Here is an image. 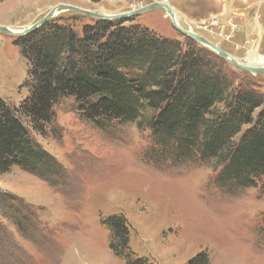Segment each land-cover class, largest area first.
<instances>
[{
  "label": "rangeland",
  "instance_id": "obj_1",
  "mask_svg": "<svg viewBox=\"0 0 264 264\" xmlns=\"http://www.w3.org/2000/svg\"><path fill=\"white\" fill-rule=\"evenodd\" d=\"M153 2L167 3L180 27L244 64L257 56L264 60V0H0V26L28 27L58 4L118 14ZM95 19L61 7L50 20L68 23L80 34ZM124 20L170 38L185 36L164 7ZM18 36L0 31V98L15 107L29 90ZM226 62L264 96V71ZM53 111L46 135L22 121L61 164L54 184L17 166L0 173V264H125L110 250L101 222L118 213L127 218L133 252L155 264H188L199 252L207 254L208 264H264L259 186L232 193L216 181L219 170L202 162L156 164L145 156L148 129L136 122L99 128L79 116L73 97L61 98Z\"/></svg>",
  "mask_w": 264,
  "mask_h": 264
},
{
  "label": "trees",
  "instance_id": "obj_2",
  "mask_svg": "<svg viewBox=\"0 0 264 264\" xmlns=\"http://www.w3.org/2000/svg\"><path fill=\"white\" fill-rule=\"evenodd\" d=\"M124 22L95 19L78 34L68 23L48 20L17 37L29 90L18 107L0 98V173L17 166L54 184L62 166L22 118L46 135L53 106L73 97L79 116L99 128L136 122L148 129L145 156L156 164L202 162L219 170L216 181L230 192L259 186L264 194V96L258 87L189 36L179 40ZM101 222L110 250L125 264H155L131 249L124 215ZM188 264H208L207 254L197 253Z\"/></svg>",
  "mask_w": 264,
  "mask_h": 264
},
{
  "label": "water",
  "instance_id": "obj_3",
  "mask_svg": "<svg viewBox=\"0 0 264 264\" xmlns=\"http://www.w3.org/2000/svg\"><path fill=\"white\" fill-rule=\"evenodd\" d=\"M157 6L164 7L165 10L167 11V13L172 18L173 22H175L174 18H173V11L168 6V4L165 3V2H153V3H150L148 5L143 6L141 8H138V9H135V10H131V11H128V12H124V13H118V14L97 13V12H93V11H90V10L82 9V8H79V7H76V6H72V5L58 4L55 7H53V9H51L44 17H42L38 21H36L33 24H31L30 26H28L22 32H13L10 29L5 28L4 26H0V31L6 32V33H9V34H16V35L26 34L28 32L33 31L34 29L38 28L39 26H41L42 24H44L48 20H50L56 14L57 9H59L61 7L64 8V9H68V10H73V11L79 12V13L84 14V15L91 16V17L96 18V19H115V18L124 19V18L130 17V16L139 15L140 13H142L144 11H147L149 9L155 8ZM175 26H176V28L179 31L182 32L183 35L189 36V37L195 39L196 41L200 42L202 45H204L205 47L211 49L212 51L217 53L220 57H222L223 59L227 60L233 66H235V67H237V68H239L241 70L249 71V72H252V73H260V72L264 71V65H262V66H251L249 64H244L242 61L232 57L227 52L222 50L219 46H217L216 44L212 43L211 41H209L205 37L197 34L196 32H194L192 30H186V29H184V28H182V27H180V26H178L176 24H175Z\"/></svg>",
  "mask_w": 264,
  "mask_h": 264
},
{
  "label": "bare ground",
  "instance_id": "obj_4",
  "mask_svg": "<svg viewBox=\"0 0 264 264\" xmlns=\"http://www.w3.org/2000/svg\"><path fill=\"white\" fill-rule=\"evenodd\" d=\"M135 10V9H134ZM56 13H57V11H56ZM170 16V15H169ZM173 18H174V23L176 24V25H178V26H181L182 24L180 23V20H179V17L173 12ZM172 19V18H171ZM181 24V25H180ZM5 28H8V29H10L11 31H13V32H22L23 30H25L27 27H5ZM252 54V53H251ZM249 65H251V66H262V65H264V60H262L261 61V59H260V57L259 56H257V58H256V61L255 62H252V61H248L247 62Z\"/></svg>",
  "mask_w": 264,
  "mask_h": 264
}]
</instances>
